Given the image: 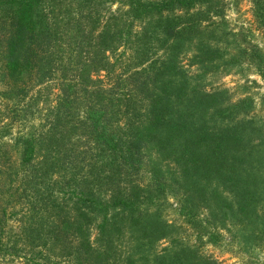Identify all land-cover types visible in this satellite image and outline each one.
<instances>
[{
    "label": "rangeland",
    "instance_id": "rangeland-1",
    "mask_svg": "<svg viewBox=\"0 0 264 264\" xmlns=\"http://www.w3.org/2000/svg\"><path fill=\"white\" fill-rule=\"evenodd\" d=\"M62 1L68 12L76 6V0ZM129 1L93 0L91 21L85 24L89 46L85 57L90 59L85 63L92 65L90 81L108 93L106 98L113 99L110 102L117 106L114 99L119 97L120 88L130 89L159 66L168 64L169 73L174 72L170 80L184 81V101L191 103L195 96L210 95L216 107L233 109V123L247 122L242 133L243 147L239 154H233L242 161L234 162V175L263 203L253 205L250 215L255 218L241 227L204 200L211 191L207 187H200L202 192L165 190L150 196L146 205L175 229L157 236L147 247L141 245L145 240L140 241L136 232L125 227L122 238L115 243L117 254L131 256L135 264L144 260L154 264L159 255H171L169 245H174L185 251L195 250L218 264H264V0H210V4L200 3L188 11L138 18L128 11ZM165 19L177 25V36L165 37L161 28ZM106 30L117 32L113 37L107 33L111 40L100 44L108 48L103 53L105 59L95 62L92 57L100 52L96 50L97 36ZM63 49L69 57L76 51L71 44ZM133 73L139 75L131 77ZM56 94V81L49 80L30 85L17 103L0 99V151L6 152L0 164V264H74L77 239L69 226L81 208L78 201L107 199L100 165H63L66 149L71 144L80 147L81 138L73 136L75 131H70L71 123L66 119L61 120L59 129L52 130ZM137 98L133 96L132 101L141 109ZM110 118L112 127L120 125L116 121L118 113L113 111ZM28 137L36 150L22 165V145ZM40 160L52 165H36ZM138 176L135 183L146 187L142 195L145 197L147 187L151 188L147 166H142ZM230 184H214L216 190L212 188L228 203L239 188V184ZM89 186L91 190L85 192ZM111 210L108 215L113 213ZM87 219L82 227L92 244L99 216L95 211L88 212ZM170 239L177 242L169 244Z\"/></svg>",
    "mask_w": 264,
    "mask_h": 264
},
{
    "label": "trees",
    "instance_id": "trees-1",
    "mask_svg": "<svg viewBox=\"0 0 264 264\" xmlns=\"http://www.w3.org/2000/svg\"><path fill=\"white\" fill-rule=\"evenodd\" d=\"M75 2L76 6L68 12L62 0H0V99L5 103H17L25 97L30 85L56 81L55 114L50 121L54 123L52 130L59 129L61 120L66 119L71 123L70 131L72 128L75 131L73 136L81 138L80 147L71 144L66 149L67 160L63 165L92 168L100 165L104 172L101 180L106 186V201L79 200L81 208L77 209L76 220L69 226L73 238L77 239L74 264H135L131 256L117 254L115 243L122 238L125 227L127 231L136 232L140 241L145 240L141 245L147 247L157 236L175 229L173 224L161 221L157 213L150 210V205H146L150 196L165 190L202 192L200 187H207L211 191L204 200H208L210 206L241 227L252 223L255 218L252 213L250 215L253 205H262L263 201L259 203L262 198L243 188L244 183L237 180L234 162L242 161L233 155L239 154L243 147L242 133L247 122L233 123L234 110L216 107L215 98L210 95L195 96L191 103L184 101V81L174 83L170 80L174 72L169 73L168 64L159 66L130 89L120 88L119 97L114 99L118 105H113L110 102L113 99L106 98L108 93L90 81L92 65L88 67L85 63L90 60L85 57L89 48L85 24L91 21L93 0ZM200 3L210 4V0H130L128 11L133 18H138L174 10L188 11ZM176 27L171 19H165L161 25L167 38L177 36ZM116 32L112 34L106 30L97 36L96 50L100 52L94 53L95 62L105 59L103 53L108 48H101L100 44H108ZM64 43L75 46L76 51L70 57L65 55L63 46L67 45ZM207 55L205 52L204 56ZM136 75L139 74L133 73L131 77ZM118 82L116 76L115 83ZM133 96L141 109L136 108ZM113 111L118 113L116 121L120 123L116 127L110 124ZM30 138L23 141L22 165L27 164L36 150ZM5 158L6 152L0 151V161ZM36 165L52 163L40 160ZM142 166H147L151 187H147L149 191L145 197L142 195L146 187L135 183ZM245 177L248 183L250 179ZM230 182L239 184V188L228 203L212 188L216 190L214 184L228 186ZM90 190L89 186L85 192ZM109 209H112L111 215L107 213ZM94 211L99 221L90 244L82 226L88 220V212ZM174 241L176 239H170L169 244ZM169 246L173 247L171 255H159L154 264H218L195 250ZM142 264L147 263L144 260Z\"/></svg>",
    "mask_w": 264,
    "mask_h": 264
}]
</instances>
